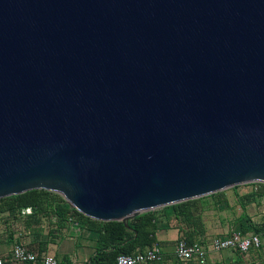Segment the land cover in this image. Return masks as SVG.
I'll return each mask as SVG.
<instances>
[{
	"label": "water",
	"instance_id": "obj_1",
	"mask_svg": "<svg viewBox=\"0 0 264 264\" xmlns=\"http://www.w3.org/2000/svg\"><path fill=\"white\" fill-rule=\"evenodd\" d=\"M264 184V0H0V199L100 222Z\"/></svg>",
	"mask_w": 264,
	"mask_h": 264
},
{
	"label": "crops",
	"instance_id": "obj_2",
	"mask_svg": "<svg viewBox=\"0 0 264 264\" xmlns=\"http://www.w3.org/2000/svg\"><path fill=\"white\" fill-rule=\"evenodd\" d=\"M250 187H253V189H250ZM255 190L254 185H242L223 191L219 196L207 197L203 200L207 209H205L203 214L204 226L198 235L194 237L196 242L208 245L218 237L222 238L229 235L230 232L228 231L227 234L223 231L221 234L212 235L214 229L209 223H206L207 216L210 214L215 217L218 214L221 222L227 219L228 225L231 222L236 223V231L241 232L243 225V230H248L247 234H259L263 239V245L260 249L251 250L246 254L232 250L209 252L207 254V264H264V233H255L252 229V226L264 227V218L260 220L257 216L250 214V207L253 208L254 205L258 207L260 203H264V197L247 203L245 208L240 203L241 198L250 195ZM217 202L220 203V207H217ZM157 211L161 221H159L158 229L155 233L156 242L143 250L136 249L131 255L158 248L162 254V264H199V261L195 260H180L175 255L178 240L184 237V239L189 241L187 235L182 231V225L177 219L171 217L167 222L162 218L165 214L164 211L160 209ZM168 212L171 213L170 210ZM243 215H246L248 219L238 223L237 221ZM7 216L9 217L7 213L2 215V217ZM30 217L21 218L18 215L16 219L8 222L9 228L0 226V255L10 256L14 244L23 241L24 239L22 238L25 234L28 242L26 241L24 245L32 252L35 249L40 257L52 255L59 264H90V260L95 256L98 248V233L91 231L88 227L75 226L73 223L58 226L56 217H42L39 223L34 224V222L31 224ZM27 223H30V226ZM11 264L13 263L11 262Z\"/></svg>",
	"mask_w": 264,
	"mask_h": 264
},
{
	"label": "trees",
	"instance_id": "obj_3",
	"mask_svg": "<svg viewBox=\"0 0 264 264\" xmlns=\"http://www.w3.org/2000/svg\"><path fill=\"white\" fill-rule=\"evenodd\" d=\"M256 190L250 195L240 199L241 206L246 207L247 203L264 197V184H252ZM223 192L207 197H216ZM199 198L161 208L164 211V218L167 222L174 217L182 225V231L187 235L190 242H196L195 238L204 226L203 214L206 208L203 200ZM220 207V203H216ZM32 207L34 214L30 217L31 224L39 223L43 217H56L57 225L62 226L76 221L78 226L88 227L91 231L98 233V248L90 264H115L120 255H131L136 249L150 247L156 242L155 233L158 223L161 221L158 211H149L128 222H100L83 216L73 209L59 194L46 190H33L21 195L0 199V222H9L16 219L21 209ZM171 211V213L168 212ZM7 213L9 217H2ZM243 215L237 222L247 220ZM30 226V223H27ZM241 229V228H240ZM255 233H264V227L252 226ZM248 230L241 232L246 233ZM184 238V237H183ZM195 240V241H193ZM29 249V248H28ZM30 250V249H29ZM34 252H37L35 249ZM38 254V252H37Z\"/></svg>",
	"mask_w": 264,
	"mask_h": 264
},
{
	"label": "built area",
	"instance_id": "obj_4",
	"mask_svg": "<svg viewBox=\"0 0 264 264\" xmlns=\"http://www.w3.org/2000/svg\"><path fill=\"white\" fill-rule=\"evenodd\" d=\"M34 214L32 207L20 210L19 217L27 218ZM78 226L76 221H72ZM263 245L262 236L259 234H247L240 231L231 230L228 236L218 237L208 245L199 242H189L184 238L178 240L175 248V255L183 261H199V264H207V254L209 252H220L232 250L242 254L249 253L251 250H258ZM10 257V258H9ZM59 264L52 255L40 257L37 253L30 251L24 243H15L10 256L0 255V264ZM162 264V254L158 248L149 249L135 255H120L115 264Z\"/></svg>",
	"mask_w": 264,
	"mask_h": 264
},
{
	"label": "rangeland",
	"instance_id": "obj_5",
	"mask_svg": "<svg viewBox=\"0 0 264 264\" xmlns=\"http://www.w3.org/2000/svg\"><path fill=\"white\" fill-rule=\"evenodd\" d=\"M249 185H252V184H249ZM251 188L253 189V187H250V189ZM239 210L241 209L239 208ZM250 214L257 216L260 220L263 219L264 218V203H260L258 207H255V205L253 208L250 207ZM218 216H219L218 214L216 217L211 214L207 216L206 223L207 224L209 223L211 227L214 229L213 230L214 233L212 235H218L217 233L221 234L223 231L226 232L227 234L228 232H231V230H236V223L231 222L230 225H228L229 222H227V219L221 222V218H219ZM0 224H1L0 226H4V227L9 226L8 223L5 221H1ZM22 239H24L22 241L23 243H25L26 241L28 242V239H26L25 234L23 235Z\"/></svg>",
	"mask_w": 264,
	"mask_h": 264
}]
</instances>
